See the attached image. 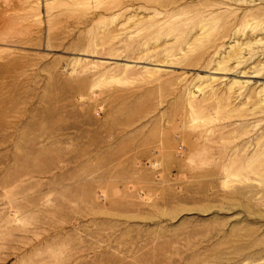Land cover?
<instances>
[{
  "label": "rangeland",
  "instance_id": "1",
  "mask_svg": "<svg viewBox=\"0 0 264 264\" xmlns=\"http://www.w3.org/2000/svg\"><path fill=\"white\" fill-rule=\"evenodd\" d=\"M255 8L0 0V264H264Z\"/></svg>",
  "mask_w": 264,
  "mask_h": 264
},
{
  "label": "bare ground",
  "instance_id": "2",
  "mask_svg": "<svg viewBox=\"0 0 264 264\" xmlns=\"http://www.w3.org/2000/svg\"><path fill=\"white\" fill-rule=\"evenodd\" d=\"M240 1L243 2V3H252L255 0H240ZM262 1H264V0H262ZM242 17H243L241 19L242 21H239L240 24H238V23L236 25L234 24V27L235 28L238 27V30L240 32H242V34L244 33V31H245L246 28L249 27L252 30L253 29H257L259 26H261V23H264V14H263V12H261V10L259 8L247 9L246 12L242 13ZM216 19H217V17L214 16L213 14H205V15L201 16L199 18V20L198 19H195L194 20L195 22H193L194 24L192 25L191 29L192 28H199L202 31V29H204L205 27H207V25L209 24V20H210V22H214ZM235 32L233 34H235ZM241 36H243V35H241ZM254 40L255 41H253V39L247 38L245 41H242L241 42V41H238L236 39V42L234 43V45L232 47H236L237 46V47L240 48V47H243L244 46V47H246L248 49H251L253 46H259V45L260 46H264V39H261L260 38V39H257V40L254 39ZM199 90L200 89H198V91Z\"/></svg>",
  "mask_w": 264,
  "mask_h": 264
}]
</instances>
